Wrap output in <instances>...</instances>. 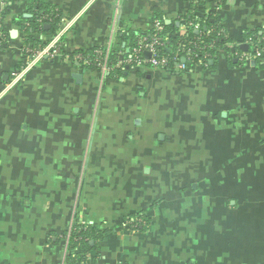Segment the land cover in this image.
Segmentation results:
<instances>
[{"label": "crops", "instance_id": "crops-1", "mask_svg": "<svg viewBox=\"0 0 264 264\" xmlns=\"http://www.w3.org/2000/svg\"><path fill=\"white\" fill-rule=\"evenodd\" d=\"M4 9L0 264H264V68L235 50L247 32L264 34V0H0ZM36 14L43 31L19 24ZM189 14L222 33L206 65L104 73L72 57L119 58L155 17L184 34ZM57 34L68 55L39 58L15 81L26 39ZM76 224L106 232L84 256L68 247Z\"/></svg>", "mask_w": 264, "mask_h": 264}, {"label": "trees", "instance_id": "trees-1", "mask_svg": "<svg viewBox=\"0 0 264 264\" xmlns=\"http://www.w3.org/2000/svg\"><path fill=\"white\" fill-rule=\"evenodd\" d=\"M194 4L202 3L205 0H190ZM218 2H223L224 0H215ZM40 10L41 7L38 6ZM197 11L202 12V8H198ZM6 13V9L0 12V17L4 16ZM47 13V12H45ZM39 14L33 15L30 18L20 19L19 24L22 27L29 31L40 29L43 31V23L40 20ZM155 19L161 20L164 26V35L166 36V43L168 46L162 47L160 50V54L166 56L169 59L168 66L163 69L174 70V65L176 62H179L182 59H185L184 63L187 68H194L197 65L208 64L209 59L214 58L215 48L224 43V39L222 38V33L220 29L215 24V21L211 19V16H195L194 14H189L185 18V25H188L187 31L184 34H178V28L174 23L167 24L160 17H155ZM41 23V24H40ZM193 24L198 25V29H195ZM50 32L51 30H47L46 32ZM52 33V31H51ZM138 35H145L147 37H151L153 35V31L149 30L147 32L139 33L135 35L134 42L137 39ZM245 38L253 37L259 38V47L262 49L264 46V34H258L256 32H247L244 34ZM25 45L27 47H37L41 48L46 45L45 42L38 40L37 38L28 37L25 41ZM239 49H242L239 47ZM81 52L92 53V51L88 50H78ZM262 58L257 59V65L259 67L264 68V50L262 49ZM144 56L145 52H141ZM115 54L110 53L109 55V63L112 64L115 62ZM91 66H96L94 64H90ZM209 66V65H208ZM117 70V71H116ZM118 68L115 69V72H118ZM114 72V73H115ZM106 232H99L92 228V226L87 224H76L72 227L69 236V249H78L80 254H85L86 251L90 250L92 246H90L89 241L94 240L98 241L105 235ZM84 256V255H83ZM66 264H76V257L73 255H69L66 260Z\"/></svg>", "mask_w": 264, "mask_h": 264}, {"label": "built area", "instance_id": "built-area-1", "mask_svg": "<svg viewBox=\"0 0 264 264\" xmlns=\"http://www.w3.org/2000/svg\"><path fill=\"white\" fill-rule=\"evenodd\" d=\"M195 28H198V25L193 24ZM153 31V35L151 37H147L145 35H138L136 41L134 42L132 49L129 52H126V55H122L121 57H116L113 64L109 63V55L110 50H106L103 48H95L92 49V53L75 51L72 54V57L83 63V64H94L99 67L102 72L107 73L108 71L114 68H120L124 64H141L145 63L151 68H166L169 63V59L160 54V50L162 47L168 46L166 43V36L164 35V26L161 20L154 19L150 28V31ZM60 36L54 35L49 44L44 45L41 48L37 47H27L24 45L23 52L25 58V66L22 69L14 74V80L17 81L26 69L33 65L39 58L44 56H54L56 54L67 56L68 54L61 47V43L59 41ZM259 38L247 37L244 38L243 44L246 49H238L235 48L236 54L238 58L242 61L244 60H254L262 58V49L264 50V46L261 49L259 47ZM148 52L149 57H145L141 54V52ZM185 59L176 62L174 68L177 70H185L187 68L184 63Z\"/></svg>", "mask_w": 264, "mask_h": 264}, {"label": "water", "instance_id": "water-1", "mask_svg": "<svg viewBox=\"0 0 264 264\" xmlns=\"http://www.w3.org/2000/svg\"><path fill=\"white\" fill-rule=\"evenodd\" d=\"M246 47H247V46H243V47H242V49H244V50H245V49H246ZM146 55H149V53H148V52H146Z\"/></svg>", "mask_w": 264, "mask_h": 264}]
</instances>
